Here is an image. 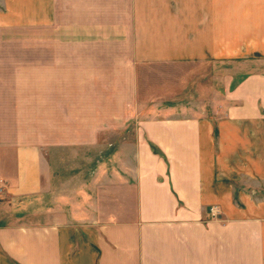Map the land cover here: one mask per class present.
I'll return each mask as SVG.
<instances>
[{"label": "crops", "instance_id": "0c3cea01", "mask_svg": "<svg viewBox=\"0 0 264 264\" xmlns=\"http://www.w3.org/2000/svg\"><path fill=\"white\" fill-rule=\"evenodd\" d=\"M262 32L264 0H0V264H264V202L237 186L260 152L253 79L219 116L190 104L100 114L121 129L136 119L116 148L123 218H61L47 154L61 119L89 117L91 88L100 103L127 88L117 102L140 105L142 65L264 55Z\"/></svg>", "mask_w": 264, "mask_h": 264}, {"label": "rangeland", "instance_id": "374dc122", "mask_svg": "<svg viewBox=\"0 0 264 264\" xmlns=\"http://www.w3.org/2000/svg\"><path fill=\"white\" fill-rule=\"evenodd\" d=\"M260 26L263 25L246 24V27L252 29L250 33L257 44H261L258 37L260 33L257 31ZM262 35L264 36L263 32ZM252 47L259 50L254 48V45ZM249 80L254 82L255 87L250 90L251 96H254L260 85L264 87L263 54L250 52L213 63L142 65L138 71L136 86L140 105L117 102L118 98H126L127 88L109 85L107 102L101 103L100 100H93L99 96V88H91L92 111L89 112V117L76 119L74 125H69L68 120L61 119L59 134L49 135L47 154L53 163L54 189L58 195L53 199V203L48 200L49 205L53 207L58 205L55 209L61 212H71L69 215L61 216L65 219L101 221L125 217L118 213L132 208V202L130 199L118 200L116 196L117 181L123 175V170L117 163L116 148L123 140L126 142L133 138L136 119H124L125 123L121 129L122 125L117 126L116 123L122 120L110 116L103 118L100 114L107 112L110 115L119 108L132 111L140 106V110L143 111L146 106L190 104L195 109L219 116L227 109L226 96H231L235 92L246 94L250 92L249 86L240 89V86H246L245 82ZM110 81L112 80L109 79L108 82ZM112 91L115 92L114 95ZM121 91H124V96L121 95ZM261 111H263L261 120H264L263 107ZM250 129L252 136L256 131L260 135L259 139H256L260 152L255 156V149L252 150V169L244 170L237 186L248 190L255 201L264 202V123L260 125L254 122ZM237 175L239 176L240 172ZM237 201L239 202L238 199ZM212 207H216L218 212L210 211L211 216H219L221 214L219 206Z\"/></svg>", "mask_w": 264, "mask_h": 264}, {"label": "built area", "instance_id": "2783aa9c", "mask_svg": "<svg viewBox=\"0 0 264 264\" xmlns=\"http://www.w3.org/2000/svg\"><path fill=\"white\" fill-rule=\"evenodd\" d=\"M1 191H2V188L0 187V193H1ZM210 211L213 212V213H217L218 209L216 207H211Z\"/></svg>", "mask_w": 264, "mask_h": 264}, {"label": "trees", "instance_id": "16d2710c", "mask_svg": "<svg viewBox=\"0 0 264 264\" xmlns=\"http://www.w3.org/2000/svg\"><path fill=\"white\" fill-rule=\"evenodd\" d=\"M153 147V150H155L156 151V148H155V146H152Z\"/></svg>", "mask_w": 264, "mask_h": 264}]
</instances>
